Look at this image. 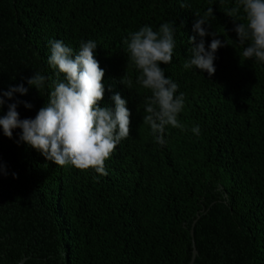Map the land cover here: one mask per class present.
<instances>
[{"label": "trees", "instance_id": "trees-1", "mask_svg": "<svg viewBox=\"0 0 264 264\" xmlns=\"http://www.w3.org/2000/svg\"><path fill=\"white\" fill-rule=\"evenodd\" d=\"M237 0H0V96L24 84L26 95L4 97L0 117L17 103L21 119H34L63 74L48 63L50 41L79 51L94 40L104 69L101 107L115 108L119 93L131 112L130 135L94 169L58 166L0 126V264H264V62L242 56L237 23H246ZM205 47L216 72L194 66L189 38L207 9ZM175 27L166 78L185 93L178 120L156 142L143 122L152 93L137 80L124 43L144 26ZM212 33H216L214 37ZM229 44H228V43ZM39 72L40 92L27 84ZM130 80L131 89L122 83ZM33 105L26 108L23 102ZM200 128L196 135L192 129ZM156 135H159L157 133ZM193 233V234H192ZM194 242V243H193Z\"/></svg>", "mask_w": 264, "mask_h": 264}, {"label": "clouds", "instance_id": "clouds-1", "mask_svg": "<svg viewBox=\"0 0 264 264\" xmlns=\"http://www.w3.org/2000/svg\"><path fill=\"white\" fill-rule=\"evenodd\" d=\"M246 17V23H237L235 32L238 41L244 44L250 41L242 56L248 60L255 58L264 62V0H237L236 7L226 14L232 18L237 16L240 6ZM213 14L209 7L203 17L196 13L197 20L193 31L197 36L189 38L191 56L183 64L184 69L193 66L201 72L212 76L216 72L214 60L217 50L224 43L213 38L206 49L204 37L209 35L204 27L208 18ZM175 27L173 22L163 23L159 31H153L150 26H144L139 31L130 34L124 43L132 64L140 71L137 82L152 95L145 105L146 115L143 122L150 125L156 142L164 143L166 126L184 129L178 120V115L185 106V93L178 91V85L170 78H166L161 64L172 62L175 48ZM215 37L216 33H212ZM228 43V42H227ZM229 44V43H228ZM51 55L48 63L59 74H63L64 81L57 80L54 89L49 93V102L41 107L34 119H21L17 111V103L8 105L7 114L0 117V126L8 138L13 137L14 129H22L19 141H22L58 166L72 165L86 171L94 169L97 173L107 176L105 162L108 160L123 139L130 135L131 112L126 107L127 101L119 93L113 95L115 108L101 107L100 102L105 96L103 78L105 71L95 58L98 45L94 40L82 41L79 51L64 44L62 40L50 41ZM46 77L39 72L27 78V84L35 87L39 92L45 86ZM127 88L131 89L130 80L122 78ZM29 89L20 84L11 87L0 96V108L6 103L4 97L13 99L15 93L26 95ZM26 108L33 105L23 102ZM196 135L200 134L199 126L192 129ZM159 133V135H156Z\"/></svg>", "mask_w": 264, "mask_h": 264}, {"label": "water", "instance_id": "water-1", "mask_svg": "<svg viewBox=\"0 0 264 264\" xmlns=\"http://www.w3.org/2000/svg\"><path fill=\"white\" fill-rule=\"evenodd\" d=\"M193 234V233H192ZM194 243V242H193ZM193 254H192V258L190 260V262L188 264H195V256L197 254V250L195 248V246H193V250H192ZM24 259H22L18 264H23Z\"/></svg>", "mask_w": 264, "mask_h": 264}]
</instances>
